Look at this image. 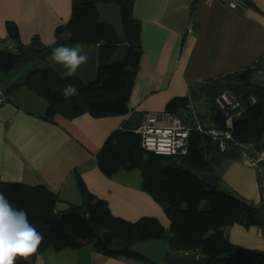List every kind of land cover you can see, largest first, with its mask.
<instances>
[{
  "label": "trees",
  "instance_id": "1",
  "mask_svg": "<svg viewBox=\"0 0 264 264\" xmlns=\"http://www.w3.org/2000/svg\"><path fill=\"white\" fill-rule=\"evenodd\" d=\"M245 2V0H244ZM97 5L118 7L123 36L118 38L109 27L99 24ZM9 48H0V74L41 62L26 75L24 87L44 100L45 120L57 118L72 121L88 114L94 119L126 116L142 56L140 23L133 17L132 0H71L67 22L54 33V43L45 46L34 37L28 45L20 42L14 23L5 25ZM126 45L128 54L122 63L111 64L119 45ZM93 48L97 50V80L85 86L76 77H60L51 66L53 50L58 46ZM264 70V57L241 72L228 74L202 84L190 86L187 96L169 101L164 113L183 119L192 125L193 116L202 132L191 130L186 153L181 156H156L144 151L141 136L135 131L142 117L134 115L123 129L110 134L98 150L95 160L107 178L120 171L139 170L141 190L159 204L169 221L167 231L154 219L135 223L113 217L103 201L92 197L82 181L78 188L80 206L56 209L57 196L44 186H26L0 181V192L13 207L23 209L29 222L43 235L38 251L26 259L16 257L15 264H33L47 248L55 251L81 250L92 247L100 256L148 262L129 253V248L149 240H167L170 254L198 256V264H264V251L248 250L233 245L224 229L233 225L245 228L257 226L256 217L264 220V161L256 164L260 202L253 205L234 196L228 189L213 188L202 176L216 174L226 161H240L244 155L257 160L264 153V80H254V74ZM77 88V95L65 98L62 91L68 85ZM224 90L241 102V114H227L216 100ZM9 91V90H8ZM11 91V90H10ZM9 91V92H10ZM11 93V92H10ZM202 104L203 114H196L192 104ZM232 117L231 128L226 120ZM135 122V123H134ZM214 130L216 139L207 133ZM225 134L229 135L226 138ZM223 145V149L220 146ZM258 227V226H257ZM264 236V226L260 227ZM103 233H109L107 241ZM165 264V259L162 263Z\"/></svg>",
  "mask_w": 264,
  "mask_h": 264
},
{
  "label": "crops",
  "instance_id": "2",
  "mask_svg": "<svg viewBox=\"0 0 264 264\" xmlns=\"http://www.w3.org/2000/svg\"><path fill=\"white\" fill-rule=\"evenodd\" d=\"M132 1L133 17L140 23L142 56L128 114L101 119L84 114L72 121L49 122L44 119L48 108L44 100L24 87L12 89L24 82L28 70L0 74V85L11 90V101L0 107V181L44 186L57 196L56 209L62 211L81 205L80 180L92 197L107 204L113 217L130 223L154 219L167 231L164 210L141 190L140 171H120L107 178L95 156L132 114L135 122L142 117L143 124L147 115L164 113L172 99L187 96L190 86L244 71L264 57V0H245V6L236 10L226 0ZM70 11L71 0H0V42L8 41L5 25L10 22L17 26L21 44L37 37L51 46L55 30L67 22ZM189 22L195 29L192 36L186 33ZM216 175L217 186L259 204L257 171L248 158L224 162ZM257 226L233 225L224 229V235L235 246L264 251V236ZM33 264L144 263L106 258L88 246L47 248Z\"/></svg>",
  "mask_w": 264,
  "mask_h": 264
},
{
  "label": "built area",
  "instance_id": "3",
  "mask_svg": "<svg viewBox=\"0 0 264 264\" xmlns=\"http://www.w3.org/2000/svg\"><path fill=\"white\" fill-rule=\"evenodd\" d=\"M206 2L208 0H201ZM226 5L232 9H240L245 6L244 0H226ZM186 33L192 36L195 33L193 22H189ZM10 44L0 42V48H9ZM11 101L10 92L0 85V107ZM219 108L227 112V114H241L239 110L242 108L241 102L231 93L230 90H224L221 96L216 100ZM193 124H185L183 119L177 116H172L166 113H152L147 115L145 122L135 131L141 136V146L144 151L152 153L156 156H181L186 153L188 134L191 130L202 132V125L192 118ZM232 117L228 115L226 124L231 128ZM213 139H216L219 134L214 130H209ZM229 138L228 134H225ZM223 149V145L220 146ZM243 158H248L246 155ZM248 161L256 164L261 161L259 158L253 160L248 158Z\"/></svg>",
  "mask_w": 264,
  "mask_h": 264
},
{
  "label": "clouds",
  "instance_id": "4",
  "mask_svg": "<svg viewBox=\"0 0 264 264\" xmlns=\"http://www.w3.org/2000/svg\"><path fill=\"white\" fill-rule=\"evenodd\" d=\"M52 59L65 67V77H72L88 56L78 47L61 45L53 50ZM77 94L76 86L71 84L62 91L66 99ZM42 242L43 235L29 222L27 212L13 207L0 192V264H15L17 256L26 259L38 251Z\"/></svg>",
  "mask_w": 264,
  "mask_h": 264
},
{
  "label": "water",
  "instance_id": "5",
  "mask_svg": "<svg viewBox=\"0 0 264 264\" xmlns=\"http://www.w3.org/2000/svg\"><path fill=\"white\" fill-rule=\"evenodd\" d=\"M96 9L99 14V24L109 27L113 30L114 34L121 38L123 36L122 25L120 20L119 9L113 5H97ZM82 54L88 56L86 63L81 64L75 74L72 77L78 78L85 86L94 84L97 80V50L93 48H80ZM128 54V48L126 45H119L111 64L122 63ZM51 66L55 72L62 78H66L64 73L65 67L62 64L56 63L51 58ZM202 180L208 183L213 188H216L219 183V178L216 174L204 175ZM258 226L262 227L264 221L256 217ZM110 237L109 233H103L102 238L107 241ZM166 252H168L167 240H149L140 244H136L129 248V253L135 255L149 264H160L165 259V264H198V256L196 254L190 255H175L170 254L165 258ZM205 264L208 261L204 262Z\"/></svg>",
  "mask_w": 264,
  "mask_h": 264
},
{
  "label": "rangeland",
  "instance_id": "6",
  "mask_svg": "<svg viewBox=\"0 0 264 264\" xmlns=\"http://www.w3.org/2000/svg\"><path fill=\"white\" fill-rule=\"evenodd\" d=\"M37 67H39V68H42V67H44L43 66V64L41 63V62H38V63H36V64H30V65H28L27 67H25V68H23V69H17V70H28V71H32L33 69H35V68H37ZM254 80H256V81H261V80H264V70H261L260 72H257V73H255L254 74ZM263 104H264V99H263ZM192 107H193V111L194 112H196V114H198V113H200V114H203L204 113V110H203V108H202V104H192L191 105ZM247 156V155H246ZM248 157V156H247ZM248 158H251L250 156L248 157ZM258 158H259V160L261 159V161H264V153H262V154H260L259 156H258ZM133 174H140L138 171H135V172H133ZM263 178H264V175H263ZM218 189L219 190H223L224 189V187H223V185H220L219 187H218ZM263 197H264V194H263ZM260 228V227H259ZM163 262V261H162ZM161 262V263H162Z\"/></svg>",
  "mask_w": 264,
  "mask_h": 264
}]
</instances>
